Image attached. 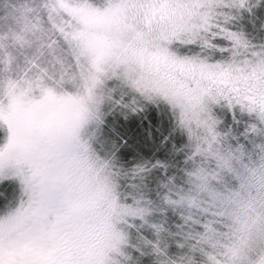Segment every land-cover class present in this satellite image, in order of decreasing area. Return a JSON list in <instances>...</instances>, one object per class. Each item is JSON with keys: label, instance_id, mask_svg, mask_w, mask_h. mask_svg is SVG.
Segmentation results:
<instances>
[{"label": "snow or ice", "instance_id": "obj_1", "mask_svg": "<svg viewBox=\"0 0 264 264\" xmlns=\"http://www.w3.org/2000/svg\"><path fill=\"white\" fill-rule=\"evenodd\" d=\"M0 264H264V0H0Z\"/></svg>", "mask_w": 264, "mask_h": 264}]
</instances>
